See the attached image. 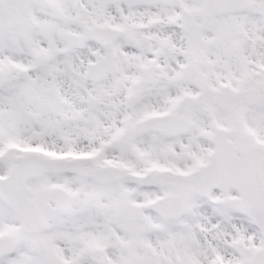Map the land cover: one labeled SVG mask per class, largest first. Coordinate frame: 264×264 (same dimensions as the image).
I'll list each match as a JSON object with an SVG mask.
<instances>
[{"label": "snow or ice", "instance_id": "obj_1", "mask_svg": "<svg viewBox=\"0 0 264 264\" xmlns=\"http://www.w3.org/2000/svg\"><path fill=\"white\" fill-rule=\"evenodd\" d=\"M0 264H264V0H0Z\"/></svg>", "mask_w": 264, "mask_h": 264}]
</instances>
